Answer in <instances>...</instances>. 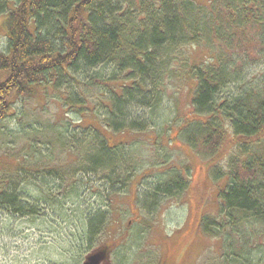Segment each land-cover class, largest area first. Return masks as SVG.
Wrapping results in <instances>:
<instances>
[{
    "label": "rangeland",
    "instance_id": "obj_1",
    "mask_svg": "<svg viewBox=\"0 0 264 264\" xmlns=\"http://www.w3.org/2000/svg\"><path fill=\"white\" fill-rule=\"evenodd\" d=\"M184 1L198 5V13L188 9L191 21L201 20L213 0ZM4 20L0 14V52L7 44ZM252 36L257 48L262 34L256 29ZM217 49L203 33L171 52L162 91L152 95L155 114L127 108L120 130L112 127L113 96L102 85L87 87L91 111L83 114L66 107L64 89L2 95L12 105L0 119V190L17 192L38 210L29 216L0 210V264H82L105 246L109 264H264V223L250 216L233 223L236 214L226 216L219 200L235 142L230 136L209 153L201 148L207 116L194 114L196 81L187 68L214 67ZM232 53L225 54L231 64ZM251 59L259 61L241 66L240 80L234 77L224 93L261 87L255 93L264 96L263 49ZM132 122L141 128L131 129ZM177 182L183 184L178 191Z\"/></svg>",
    "mask_w": 264,
    "mask_h": 264
},
{
    "label": "trees",
    "instance_id": "obj_2",
    "mask_svg": "<svg viewBox=\"0 0 264 264\" xmlns=\"http://www.w3.org/2000/svg\"><path fill=\"white\" fill-rule=\"evenodd\" d=\"M197 7L184 0H0L7 39L5 52H0V97L31 95L36 87L64 89L66 107L83 114L91 111L87 87L102 85L113 96L112 127L120 130L127 108L154 113L152 98L162 91L159 83L171 52L192 46L206 33L221 48L213 59L218 63L204 70L199 65L187 68L196 81L194 114L207 116L201 125L205 138L201 148L209 153L231 136L235 143L222 173L229 179L220 193L222 208L226 216L236 214L233 223L240 216L264 223V96L255 93L261 87L224 93L228 82L239 79L241 66L258 63L251 59L253 53L258 48L264 51V1L213 0L201 20L188 21L185 16L198 13ZM256 29L262 34L257 48L252 46V37L258 39L252 36ZM229 50L232 64L225 56ZM119 75L124 83H118ZM76 86L75 94L69 89ZM0 101L3 119L12 100ZM131 127L141 128L133 122ZM104 150L101 153L109 155ZM108 150L117 153L115 147ZM175 188L178 191L183 184L177 182ZM20 198L15 191L0 190V210L34 215L37 207ZM221 221L216 223L221 226ZM217 229L224 231L213 227L214 232Z\"/></svg>",
    "mask_w": 264,
    "mask_h": 264
},
{
    "label": "water",
    "instance_id": "obj_3",
    "mask_svg": "<svg viewBox=\"0 0 264 264\" xmlns=\"http://www.w3.org/2000/svg\"><path fill=\"white\" fill-rule=\"evenodd\" d=\"M108 257L109 249L107 246L96 248L84 257L82 264H109Z\"/></svg>",
    "mask_w": 264,
    "mask_h": 264
}]
</instances>
